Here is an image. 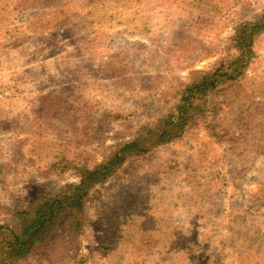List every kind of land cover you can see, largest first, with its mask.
<instances>
[{
	"label": "rangeland",
	"instance_id": "374dc122",
	"mask_svg": "<svg viewBox=\"0 0 264 264\" xmlns=\"http://www.w3.org/2000/svg\"><path fill=\"white\" fill-rule=\"evenodd\" d=\"M264 0H0V224L151 127ZM169 144L125 162L17 264H264V33ZM211 106V105H210ZM209 106V107H210Z\"/></svg>",
	"mask_w": 264,
	"mask_h": 264
},
{
	"label": "trees",
	"instance_id": "16d2710c",
	"mask_svg": "<svg viewBox=\"0 0 264 264\" xmlns=\"http://www.w3.org/2000/svg\"><path fill=\"white\" fill-rule=\"evenodd\" d=\"M263 33L264 12L256 19L241 22L231 39L236 55L219 67L198 72L179 101L155 125L139 128L132 141L112 149L101 164L78 169L76 184L64 187L57 195L40 197L27 210L13 212L12 225L0 224V264H17L29 258L38 246L48 242L63 220L68 221L71 240H76L84 224V207L90 192L128 160L180 139L198 119L214 114L216 105L208 99L242 76L255 57L254 41Z\"/></svg>",
	"mask_w": 264,
	"mask_h": 264
}]
</instances>
